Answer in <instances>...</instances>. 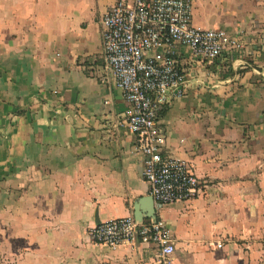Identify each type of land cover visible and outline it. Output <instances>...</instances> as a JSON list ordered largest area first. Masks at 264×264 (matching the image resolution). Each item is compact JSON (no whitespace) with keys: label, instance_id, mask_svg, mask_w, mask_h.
Segmentation results:
<instances>
[{"label":"crops","instance_id":"1","mask_svg":"<svg viewBox=\"0 0 264 264\" xmlns=\"http://www.w3.org/2000/svg\"><path fill=\"white\" fill-rule=\"evenodd\" d=\"M109 5L0 0V264H159L152 244L90 240L125 216L167 223L170 264H264V0H193V24L237 45L211 61L177 46L184 96L158 125L164 152L203 182L170 204L149 195L127 103L103 69Z\"/></svg>","mask_w":264,"mask_h":264},{"label":"built area","instance_id":"2","mask_svg":"<svg viewBox=\"0 0 264 264\" xmlns=\"http://www.w3.org/2000/svg\"><path fill=\"white\" fill-rule=\"evenodd\" d=\"M192 17L193 0H110L100 20L103 69L127 103L125 122L143 158L149 195L159 204L188 201L199 194L203 182L184 160L164 152L165 135L158 125L161 109L184 96L185 74L177 63V46H187L193 57L211 61L227 46L237 45L224 29L195 26ZM87 234L92 242L109 248L136 241L152 244L159 264H170L175 252L171 231L160 216L146 221L112 218Z\"/></svg>","mask_w":264,"mask_h":264}]
</instances>
